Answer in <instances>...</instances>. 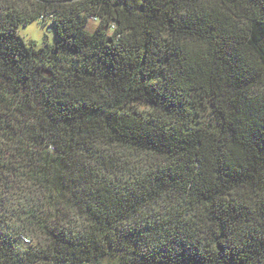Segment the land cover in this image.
Returning a JSON list of instances; mask_svg holds the SVG:
<instances>
[{"label":"trees","instance_id":"trees-1","mask_svg":"<svg viewBox=\"0 0 264 264\" xmlns=\"http://www.w3.org/2000/svg\"><path fill=\"white\" fill-rule=\"evenodd\" d=\"M0 264H264V0H0Z\"/></svg>","mask_w":264,"mask_h":264},{"label":"rangeland","instance_id":"rangeland-1","mask_svg":"<svg viewBox=\"0 0 264 264\" xmlns=\"http://www.w3.org/2000/svg\"><path fill=\"white\" fill-rule=\"evenodd\" d=\"M98 22L94 17L90 18L87 24V29L94 31ZM19 33L23 35L27 40H34L37 45H41L45 42L54 44L57 42V36L55 33V26L50 24V20L47 18L46 22L40 20H34L30 23H21L19 25ZM143 108V106H141ZM30 240L35 241L36 238L29 237ZM29 240L23 239V244L28 243Z\"/></svg>","mask_w":264,"mask_h":264}]
</instances>
